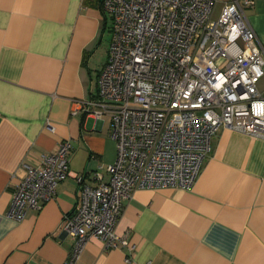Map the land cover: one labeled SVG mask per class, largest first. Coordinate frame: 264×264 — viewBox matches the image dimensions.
Returning <instances> with one entry per match:
<instances>
[{
    "label": "crops",
    "instance_id": "crops-1",
    "mask_svg": "<svg viewBox=\"0 0 264 264\" xmlns=\"http://www.w3.org/2000/svg\"><path fill=\"white\" fill-rule=\"evenodd\" d=\"M245 12L264 44V0ZM110 39L101 0H0V264H62L72 246L61 226L78 199L73 176L23 219L8 215L25 163L69 139L70 169L108 178L110 116L83 106L97 96ZM258 86L264 94V75ZM115 231L135 245L130 261L127 247L90 236L77 264H264V137L218 127L191 189H135Z\"/></svg>",
    "mask_w": 264,
    "mask_h": 264
},
{
    "label": "built area",
    "instance_id": "built-area-1",
    "mask_svg": "<svg viewBox=\"0 0 264 264\" xmlns=\"http://www.w3.org/2000/svg\"><path fill=\"white\" fill-rule=\"evenodd\" d=\"M253 2L227 0L217 9V0H101L111 39L97 96L83 108L110 116L116 156L108 178L72 171L63 139L25 163L8 215L23 219L73 176L78 199L61 226L73 241L62 264H77L90 236L105 249L127 247L130 261L135 245L115 231L123 199L137 188L191 189L220 126L264 137V44L245 12Z\"/></svg>",
    "mask_w": 264,
    "mask_h": 264
}]
</instances>
